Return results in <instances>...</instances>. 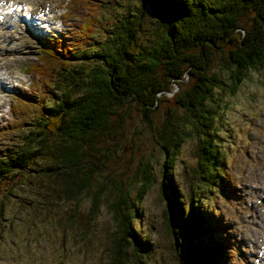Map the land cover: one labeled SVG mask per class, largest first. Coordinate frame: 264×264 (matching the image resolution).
I'll return each instance as SVG.
<instances>
[{
  "label": "trees",
  "instance_id": "16d2710c",
  "mask_svg": "<svg viewBox=\"0 0 264 264\" xmlns=\"http://www.w3.org/2000/svg\"><path fill=\"white\" fill-rule=\"evenodd\" d=\"M86 1L88 11L80 20L70 12L76 31L67 36L68 41L47 31L35 37L36 61L26 66L25 73L39 82L27 86L29 92L14 95L31 117L10 158H0V213L7 195L22 190V179L17 178L18 183L15 176L24 172H32L30 189L35 192L45 191V187L40 190V181L58 180L65 204L73 201L78 206L80 194L94 187L88 198V218H95L103 201L114 226L110 253L102 264H126L129 256L137 264L145 250L131 214L152 185L149 167L141 165L133 197L119 182L110 184L112 196L105 197L108 186H101L96 178L108 153L102 144L119 123L115 117L123 118L118 109L136 103L150 122V113L167 100L165 94L174 84L180 89L174 102L182 113L167 111L151 134L163 157L158 185L165 201L167 232L174 248L177 239L185 241L174 260L177 264H227L232 249L224 221L199 196L202 190L208 193L229 183L222 179L223 161L214 141L216 109L206 102L215 97L218 103L214 90L234 94L247 71L262 66L264 0H108L107 6L99 5V0ZM150 17L157 20L155 25L147 24ZM217 54L227 70V83L212 70ZM185 76L188 84L183 82ZM18 103L16 113L22 111ZM94 137L102 146L94 144ZM188 139L195 141L194 163L189 167L188 194L180 197L173 163ZM41 157L42 165L27 169ZM32 196L28 202L17 200L21 202L17 206L40 203V198ZM77 211L76 207L65 216L57 215V223H77ZM3 226L7 224L2 223L0 231ZM74 233L86 237L82 229Z\"/></svg>",
  "mask_w": 264,
  "mask_h": 264
},
{
  "label": "rangeland",
  "instance_id": "374dc122",
  "mask_svg": "<svg viewBox=\"0 0 264 264\" xmlns=\"http://www.w3.org/2000/svg\"><path fill=\"white\" fill-rule=\"evenodd\" d=\"M85 2L87 3L86 0H0V10L11 7L14 11L16 6L22 8V11L10 15L0 28L1 160L10 158L8 155H12L11 152H14L19 143L16 139H20L29 128L31 112L26 110L27 107L20 106L14 100V95L22 91L29 92L30 86L39 82L36 76L25 73L26 66L36 61V35L47 31L60 37L63 35L62 38L68 41L70 38L67 36L75 35L76 20H80L81 15L88 11ZM107 4L108 0H99V5ZM65 8L71 11L65 14ZM70 12L75 14L76 20L70 17ZM156 21L150 17L147 24L155 25ZM4 30H9L7 38L1 36ZM86 41L87 39L83 40L87 46ZM81 43L82 41L76 45L78 51ZM212 70L220 72L221 79L227 83V70L220 64L219 54L212 64ZM183 82L188 84L186 76ZM179 90L172 85L171 91L165 94L167 100L158 103L150 113V122L143 117L136 103L132 102L131 105L118 109L123 118L120 120L115 117L114 121L119 122V126L114 127V131L102 144L105 147L103 150H108V153L96 178L101 186H108L105 197L112 196L110 184L113 182H119L133 197L141 165L146 163L149 167L152 185L145 191L140 202L134 204L131 214V224L144 242L145 250L138 256L137 264H177L174 254L183 250L185 242L177 239L174 248L167 232L163 217L165 201L158 185L163 157L160 146L151 135L152 130L167 115V111L173 115L182 113L173 98ZM214 93L220 97L218 103H214L213 97L206 102V106H215L216 109L213 119L214 141L220 152L219 160L223 161L222 170L225 174L222 179L229 183L217 186L208 193L202 190L199 196H204L206 204L213 207L215 214L224 221L232 249L230 261L226 263L264 264V209L260 203L264 194V61L261 67L247 71L234 94L229 95L219 90H214L213 95ZM17 103L22 109L18 113L14 110ZM93 139L96 146H102L99 138ZM194 142L186 140L174 158L173 180L180 197L188 194L189 167L194 163ZM43 162L42 157L38 158L27 169L42 165ZM31 174L28 171L15 176L16 180L22 179L20 185L23 186L25 195L22 190H16L17 194H8L4 199L0 225L4 223L7 226H3L0 231V264L105 262L110 253L114 226L103 201L99 204L95 218H88V198L94 192V187L80 194L77 198L78 206L73 205V201L65 204L58 180L40 181V190L45 187V191L35 192L30 189ZM224 186L226 189H223ZM29 194H33V200L34 196L40 198V203L33 202L27 207L21 204L18 207L21 202L17 200L26 199L24 201L28 202ZM76 207L78 211L74 218L77 223H57V215L65 216L68 210ZM81 229L86 232V237L74 233ZM215 233L221 235V232ZM127 251L129 253L130 249ZM129 258L130 261L126 264H133L132 258Z\"/></svg>",
  "mask_w": 264,
  "mask_h": 264
},
{
  "label": "bare ground",
  "instance_id": "6f19581e",
  "mask_svg": "<svg viewBox=\"0 0 264 264\" xmlns=\"http://www.w3.org/2000/svg\"><path fill=\"white\" fill-rule=\"evenodd\" d=\"M8 32H9V30H4L1 36H3L4 38H7L8 37Z\"/></svg>",
  "mask_w": 264,
  "mask_h": 264
},
{
  "label": "water",
  "instance_id": "95a60500",
  "mask_svg": "<svg viewBox=\"0 0 264 264\" xmlns=\"http://www.w3.org/2000/svg\"><path fill=\"white\" fill-rule=\"evenodd\" d=\"M260 202H261V204H262V207L264 208V195H263V197L260 199Z\"/></svg>",
  "mask_w": 264,
  "mask_h": 264
},
{
  "label": "snow or ice",
  "instance_id": "6c2138e0",
  "mask_svg": "<svg viewBox=\"0 0 264 264\" xmlns=\"http://www.w3.org/2000/svg\"><path fill=\"white\" fill-rule=\"evenodd\" d=\"M0 19H2V18H0Z\"/></svg>",
  "mask_w": 264,
  "mask_h": 264
}]
</instances>
